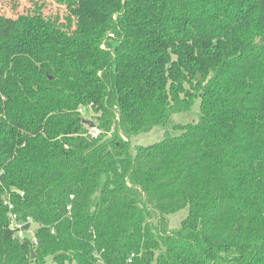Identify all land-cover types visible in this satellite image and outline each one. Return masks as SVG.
Here are the masks:
<instances>
[{"label": "trees", "instance_id": "1", "mask_svg": "<svg viewBox=\"0 0 264 264\" xmlns=\"http://www.w3.org/2000/svg\"><path fill=\"white\" fill-rule=\"evenodd\" d=\"M55 1L0 10V264H264V0Z\"/></svg>", "mask_w": 264, "mask_h": 264}, {"label": "rangeland", "instance_id": "2", "mask_svg": "<svg viewBox=\"0 0 264 264\" xmlns=\"http://www.w3.org/2000/svg\"><path fill=\"white\" fill-rule=\"evenodd\" d=\"M38 1L41 5L43 14H55L56 12L63 13L65 10L64 5L56 2L55 0H18V8L21 11L33 8V2ZM9 0H0V10L3 14L10 16L12 14ZM200 99L196 98L189 111H183L171 116L168 124L164 127H154L147 133L138 134L130 138V150L134 154L136 146H149L158 143L164 139L175 138L181 134L178 125H185L188 123H196L201 115L200 113ZM85 120L94 122V114L90 108L85 109L82 113ZM95 123V122H94ZM187 209L181 210L175 214L168 215L166 218L171 229L179 228L181 222L187 217ZM50 264V263H49Z\"/></svg>", "mask_w": 264, "mask_h": 264}, {"label": "built area", "instance_id": "3", "mask_svg": "<svg viewBox=\"0 0 264 264\" xmlns=\"http://www.w3.org/2000/svg\"><path fill=\"white\" fill-rule=\"evenodd\" d=\"M90 134L92 137H97L100 134V130L97 129L96 127L91 128ZM22 195V193H21ZM72 198V196H71ZM4 204L5 206H7V210H8V219H9V225H10V229L12 231H14V236H16L19 239H23L25 237H29L31 239L32 244L36 245L37 244V240L35 237V230H36V225L35 223H33L30 219H27V223L30 224V226L24 230L22 228V224H19L17 221V216L16 214L13 212V205L9 202L8 198L4 199ZM70 210V207H67V211ZM128 263L131 262V258L127 260Z\"/></svg>", "mask_w": 264, "mask_h": 264}, {"label": "water", "instance_id": "4", "mask_svg": "<svg viewBox=\"0 0 264 264\" xmlns=\"http://www.w3.org/2000/svg\"><path fill=\"white\" fill-rule=\"evenodd\" d=\"M200 79V76L198 77ZM83 122L85 123V125L88 126L89 129L94 127V122L89 121V120H83Z\"/></svg>", "mask_w": 264, "mask_h": 264}]
</instances>
